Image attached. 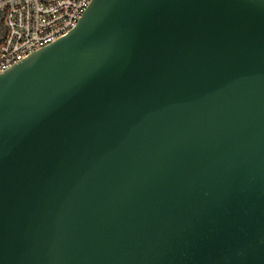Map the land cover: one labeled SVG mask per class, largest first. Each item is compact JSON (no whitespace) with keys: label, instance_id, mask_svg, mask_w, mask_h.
<instances>
[{"label":"water","instance_id":"95a60500","mask_svg":"<svg viewBox=\"0 0 264 264\" xmlns=\"http://www.w3.org/2000/svg\"><path fill=\"white\" fill-rule=\"evenodd\" d=\"M0 264H264V0H93L0 73Z\"/></svg>","mask_w":264,"mask_h":264},{"label":"built area","instance_id":"2783aa9c","mask_svg":"<svg viewBox=\"0 0 264 264\" xmlns=\"http://www.w3.org/2000/svg\"><path fill=\"white\" fill-rule=\"evenodd\" d=\"M93 0H0V73L68 34Z\"/></svg>","mask_w":264,"mask_h":264}]
</instances>
